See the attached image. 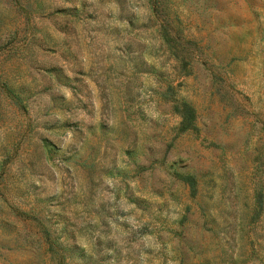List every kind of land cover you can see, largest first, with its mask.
I'll return each mask as SVG.
<instances>
[{"label":"rangeland","instance_id":"obj_1","mask_svg":"<svg viewBox=\"0 0 264 264\" xmlns=\"http://www.w3.org/2000/svg\"><path fill=\"white\" fill-rule=\"evenodd\" d=\"M41 232L264 264V0H0V264H54Z\"/></svg>","mask_w":264,"mask_h":264},{"label":"trees","instance_id":"obj_2","mask_svg":"<svg viewBox=\"0 0 264 264\" xmlns=\"http://www.w3.org/2000/svg\"><path fill=\"white\" fill-rule=\"evenodd\" d=\"M41 235L45 243L44 246L42 245L43 252L54 260V264H71L69 260H66V255L62 252L64 249L60 247L59 243L50 238L48 232H41ZM72 248H74V246H72Z\"/></svg>","mask_w":264,"mask_h":264}]
</instances>
